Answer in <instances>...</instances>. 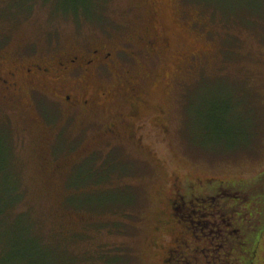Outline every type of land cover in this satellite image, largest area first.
Instances as JSON below:
<instances>
[{
	"label": "rangeland",
	"instance_id": "obj_1",
	"mask_svg": "<svg viewBox=\"0 0 264 264\" xmlns=\"http://www.w3.org/2000/svg\"><path fill=\"white\" fill-rule=\"evenodd\" d=\"M100 46L139 63L101 81L112 94L94 115L49 108L51 85H0V264H26L28 227L47 246L33 264H75L95 244L128 245L134 264H264V0H0L2 73ZM137 98V138L106 143ZM90 159L117 167L98 184L72 176ZM175 177L210 180L222 193L197 190V205L217 211L168 223ZM102 226L113 235L84 239Z\"/></svg>",
	"mask_w": 264,
	"mask_h": 264
},
{
	"label": "flooded vegetation",
	"instance_id": "obj_2",
	"mask_svg": "<svg viewBox=\"0 0 264 264\" xmlns=\"http://www.w3.org/2000/svg\"><path fill=\"white\" fill-rule=\"evenodd\" d=\"M150 39L148 38L145 42L146 47H148L146 50V55L148 56L155 55L158 47L157 41ZM128 51L123 49V47L111 50L105 46L94 49L82 48L74 53L68 52L59 57L48 58L45 61L22 65V68L12 69L5 73L0 72V85L7 91H17V81L20 79L29 80L33 83L30 90L34 95L40 93L39 90H36L39 89L37 87L51 85V89L57 92L58 98L56 102L54 101L55 107L49 105V108L66 110L68 120H77L79 114L89 116L96 114L99 110H103L104 102L108 100L106 94L112 93L101 87V81L114 77L126 65V62H137L138 53L134 52L130 57L127 53ZM122 54H126L128 57L124 59L121 56ZM135 92L136 90L132 89V93ZM128 107V119L122 121L119 125L114 123L104 131L106 143L112 144L124 139L133 140L137 138V131L141 130L140 128L143 126V124H138L139 99L137 98V100L131 102ZM209 182L210 180L201 181L197 179L186 183L182 179L175 177L172 185L173 197L169 199V210L171 213L168 216V223L175 219V212H179L181 217L185 213L195 215L200 212V216L214 214L217 211H215L214 207H199L197 205L199 196L196 191L206 190L210 192L207 188ZM220 191L217 190L215 193L212 191L210 192V194L213 193L211 195L206 194L209 201L213 202L217 199L222 193H219ZM191 203L194 204V207L190 206L192 205ZM195 206L200 209H195ZM210 225L213 226L212 223ZM225 238L229 241L228 237ZM223 242H225V239ZM167 254L168 251L166 252Z\"/></svg>",
	"mask_w": 264,
	"mask_h": 264
},
{
	"label": "trees",
	"instance_id": "obj_3",
	"mask_svg": "<svg viewBox=\"0 0 264 264\" xmlns=\"http://www.w3.org/2000/svg\"><path fill=\"white\" fill-rule=\"evenodd\" d=\"M2 138L4 140L3 136ZM0 151H1V147H0ZM9 159H10L9 154H7V160L9 161ZM97 161L99 160L90 159V160L83 162L82 164L78 166V168L75 170L72 176H75L78 172H81L82 175L80 176L83 178L88 177L89 180H91L90 182L93 184H98V183H101L105 179H109L111 174L113 173V170L117 167L116 161L112 159H107V160L105 159L104 161H102L101 165H98ZM99 203H100L99 210L107 209L106 211H108L110 209V207L104 208V204L102 205L101 202ZM86 206L88 205L84 204L83 207H86ZM11 207L13 206H10L9 209H11ZM83 207H82V210H85L83 209ZM88 209L95 210L94 208H87V210ZM101 213L103 212H100V214ZM92 223H95V222H92ZM102 224L112 226L109 223H102ZM109 226L107 227L104 226L105 228L102 226V228L99 231H97L96 233L92 235H88L84 239L90 238L89 236L93 238V236H96L98 234H103V231L105 230L107 234L113 235L112 230L106 229V228H110ZM83 230L80 236L83 234ZM25 232L27 233L26 237L25 238L22 237L20 240L21 242L20 243L18 242V244L16 245V249L17 248L19 249L18 250L19 252L17 253L19 256L18 261L19 262L24 261L26 264H33L31 260L34 258L36 260L38 258L36 257V255L38 254L39 256L43 255L44 253L47 254V251H46L47 249L43 248L44 245L42 246L43 242L40 238L41 235H36L34 229L28 227L27 229H25ZM123 232L124 230L121 228V232L119 231V234H116V235L122 238H127L121 235L123 234ZM44 247H47V246H44ZM68 256L69 255L67 251L66 257ZM72 257H73V261L75 262V264H76V260L78 259L77 257L80 258V261H82L83 264H86V263L87 264H134V260H135V257L129 252V246L122 245V244H110V245L95 244V247L90 248V249L88 248L87 250L84 251V253H82V255L78 254L77 250L75 249L72 253ZM28 261H30V263H28ZM69 262L70 261L66 260L64 263L69 264Z\"/></svg>",
	"mask_w": 264,
	"mask_h": 264
}]
</instances>
